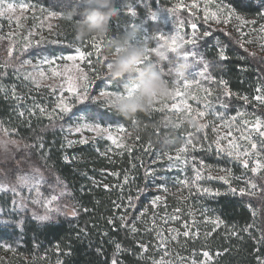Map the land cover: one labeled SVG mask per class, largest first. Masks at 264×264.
I'll use <instances>...</instances> for the list:
<instances>
[{
  "label": "trees",
  "instance_id": "1",
  "mask_svg": "<svg viewBox=\"0 0 264 264\" xmlns=\"http://www.w3.org/2000/svg\"><path fill=\"white\" fill-rule=\"evenodd\" d=\"M20 1L56 13L58 20L52 40L29 44L27 48L20 44L11 50V39L0 36V119L21 142L13 151V159L0 168L11 167L14 160L27 157L26 164L40 170L58 189L74 193V198L61 195L60 198L69 205L78 202V214L38 221L25 213L21 218L13 217L12 223L0 224V264H112L113 259H117L118 264H154L153 213L162 208V203L157 201L152 205L150 201L162 192L169 204L165 209L167 217L175 223L173 226L177 228L183 220L189 221L192 217L197 230L190 237L180 232L168 234L166 244L174 257L207 251L212 257L209 264H264V241H261L264 236V168L253 173V167H245L239 159L211 147L198 137L199 133L192 135L188 124H177L170 118V110L157 104L154 110L138 113L134 119L121 116L113 108L101 107L102 111L110 110L111 115L103 125L122 127L129 132L119 146L102 137L70 142L66 137L67 124L72 117L86 118L87 113L80 111L77 100L71 102L72 111L64 113L63 118L51 113L53 98L46 90L29 82L20 68L27 58L79 49L89 63L88 72L93 70L98 74L95 86L104 80L112 85L110 89L122 90L131 80L127 76L114 79L105 75L109 53L125 41L135 43L143 32L153 35L167 29L168 22L159 17L151 18L152 12L163 9L186 21V28L194 33L191 40L195 37L196 42H187L176 51L167 49L163 58L151 53L146 63L158 62L170 85L182 84L184 80L202 82L207 91L197 96L222 118L250 111L264 125V105L255 99L261 94L258 89H264V72L260 71L264 62L253 58L241 60L239 57L244 52L231 46L226 52L228 59L221 61L216 45L218 41H227L217 30H230L207 25L185 11H172L169 0H117L119 12L111 19L109 31L103 37L90 35L81 40L76 39L74 30L79 17L69 20L65 16L73 7V0ZM216 1L231 6L246 18L263 19L260 13H264V0ZM193 23L197 25L195 30L191 28ZM210 30L215 35L204 37L203 33ZM133 31L135 38L130 35ZM95 43L100 44L99 52ZM148 47L153 48V45ZM247 50L264 57L262 53ZM186 52L198 55L185 60ZM200 57L203 62H211L207 79L199 74L203 62L196 61ZM178 62L188 65L182 78L169 71ZM220 80L226 81L227 86L221 85ZM226 91L231 95L226 97ZM40 108L46 111L41 112ZM254 144V154L264 164V135L256 137ZM185 147L187 151H181ZM176 152H180V159L172 164L173 158L169 160V156ZM201 166L225 173L224 179L216 176L201 182L205 188L213 193L219 191L221 195L205 194L202 188H195L198 185L196 172ZM148 170L154 171L155 176L147 178L146 187ZM185 180L189 183L183 184ZM160 182L166 185L167 191L157 190L155 184ZM251 184L256 187L252 188ZM105 185L109 187L106 189ZM242 188L245 189L243 195L239 192ZM230 189L237 192L234 194ZM0 202H3L2 194ZM121 216L124 221L119 219ZM125 222L127 227L123 226ZM133 226L137 229L135 233L131 231ZM141 245L146 246L147 251ZM7 246H11L10 249Z\"/></svg>",
  "mask_w": 264,
  "mask_h": 264
},
{
  "label": "rangeland",
  "instance_id": "2",
  "mask_svg": "<svg viewBox=\"0 0 264 264\" xmlns=\"http://www.w3.org/2000/svg\"><path fill=\"white\" fill-rule=\"evenodd\" d=\"M169 1L172 11H185L194 17L197 16L196 18L202 19L207 25L220 26L230 30V32H233L232 26H240L242 31L248 34L244 37V39L254 41L253 43L246 44V48L264 54V51H262L260 48V45L264 44V33L260 32L261 26H264V18L249 19L235 12L236 15L245 18L247 21H249V23L247 25H241L240 21L233 18L231 20V26H229L223 23H217L214 18L205 21L206 14L211 17L212 13H216L220 20L225 18V10L227 7L216 0ZM24 3L25 2L20 0H0V11L4 12V15L0 17V36L11 39V50H14V48H17V45L20 44L22 47L29 44H37L42 41H50L52 40L53 33L55 32V25L58 20L56 13L47 11L41 7H37L29 3H26L29 5L27 9L21 8L20 5ZM8 4L13 5L12 11H8ZM156 12L159 13L160 10ZM159 19L169 23L167 29L153 35L144 34L143 32L142 38H138L142 40L144 35H148L151 38L148 41V46L153 45V47H155L157 40L161 35H163L166 40H161L159 42L161 44H166L167 42V49H171V38L173 36L177 38L176 42L182 46L183 44L190 41L194 35V33L186 28L187 22L183 21L179 15L174 16L170 13V11L168 12L165 10L164 12H160ZM252 21H255V23H252ZM77 50L75 49L70 53H61L54 56L27 58L25 61H31V63L23 62L21 64L20 68L24 77H26L29 82H31L40 90H46V93L53 98V108L60 102L61 96L63 97L64 102L67 103L70 108L71 102L73 100H77L75 95L67 90V78L69 76L73 78L72 82L78 89H82L87 83L86 81L78 78L79 74L77 66L88 74L89 80L92 81L91 85L89 86V94L96 97L97 101L102 102L100 95L101 90L123 93L127 87L131 86V83H129L122 90L104 88L102 85L100 87L95 86V79L97 78L98 74L93 70L88 72L86 65L89 63L85 61V56L83 59L80 58L79 52L81 51L79 50L78 52ZM68 56H75L76 59L71 61L67 60L66 58ZM43 58L53 60L54 62L51 65L44 64L42 63ZM107 58L110 59V56ZM40 71L45 73L43 78H40L37 75ZM29 74L37 75V79H39V85H37L30 78ZM174 86H179L185 95L181 97H166L164 98L163 103L157 102V106L168 108L170 110V118L173 119L174 122L182 125L188 124L190 133L192 135L194 133H199L200 136L198 137L203 138V140L209 143L211 147L225 152L226 154H228V152H232V157L239 159L243 163L244 161H247L248 166L253 168L256 167L257 161L259 160L256 154H254V148L251 146L254 144L256 137L263 136L261 133L264 132V125L260 122V127L257 128L258 118L255 115L253 116L250 111H247V113L238 114L237 116L222 118V115L216 114L212 107L205 108V103H202V100H200V98L197 96L198 93L200 94V92H202L203 94L204 91H206L204 89L205 86L203 88L202 82H199V84H190L187 89L183 88V83H175L172 85V88ZM52 89H56V92L54 93ZM185 99L191 106L192 111L190 112L185 109L184 105L181 103V100ZM172 104L180 105V110L177 111L172 109ZM102 107L112 108L103 102ZM53 108H51L50 112ZM196 110L205 111L207 114L204 117H199ZM51 113L59 114L58 112ZM84 119V117H80V119L72 117L70 122L67 124L66 137L70 142H87L96 137H102L108 139L112 144L119 146L129 134V132L124 128L123 131H120L122 127H108L107 125L102 126L109 128L110 131L100 135L83 127H81V130L77 132L76 128L81 126V123L84 122ZM199 125H205V127L199 128ZM109 135H111V137L115 140V143L113 142V139H109ZM0 139H11L16 141V145H9V152L7 155H5L3 150L0 149V166H3L5 164L4 162L8 163L7 161L13 159V151L18 149L21 142H19V140L14 137V134L11 132V130L5 127L1 119ZM217 142L219 143V148L217 147ZM232 145H235L236 147H232ZM179 153L180 152H176L173 154V159L170 161L172 164L177 163V161L180 159ZM237 153H239V155H237ZM244 153H248V155L245 156ZM177 157L179 158L177 159ZM18 162L19 161L14 160L11 167L0 168V175L6 176L8 178L6 181H4L6 187L0 188V194L3 195V202H0V224L12 223L13 217L21 218L25 213H29L32 216H34V214L44 215L47 208L49 207L55 208L68 204L66 201L60 198L62 189H58L55 185H53V183L49 181L48 178H45L42 172L37 168L28 164H21L19 167L22 169V171H14L18 165ZM33 169L38 170L39 174L42 175L43 180H40L39 176L32 175ZM196 173V182L198 185L195 186V188L197 189L205 188V185L202 186V180H207L208 178H214L216 176L217 178L225 177V173L222 170L213 171L208 166H201V169ZM22 176L27 177V180L24 183H21L19 180V178ZM12 187H17L16 194L11 191ZM162 194L160 193L158 195L161 198L159 202L162 203V208L158 209L159 211L153 213V228L156 227V241L153 242V256H155L154 260H156V262L163 260L164 264H191L193 260L196 261V264H209L212 257L210 254L208 257L203 256V252L205 251L191 252L188 255L180 254L177 255V257H174L171 248H169V246L166 244L168 234L171 232H180L183 234L185 231H188L189 236L187 237H190L191 234L197 230L195 229L196 225L194 227L192 224V217L189 221L183 220V222L180 223L177 228L173 226L174 222H172L167 217V212L165 209L168 208L169 204L166 202V199H164ZM53 195H56L58 199L49 205L47 202ZM33 199L40 200L41 202L33 203ZM21 203L25 205L23 208L21 207ZM71 210V207L66 209L68 213H70ZM61 211L63 212L65 209L61 208ZM53 216H61V214L53 212ZM202 221L206 222L205 220ZM177 229L179 230L177 231Z\"/></svg>",
  "mask_w": 264,
  "mask_h": 264
},
{
  "label": "snow or ice",
  "instance_id": "3",
  "mask_svg": "<svg viewBox=\"0 0 264 264\" xmlns=\"http://www.w3.org/2000/svg\"><path fill=\"white\" fill-rule=\"evenodd\" d=\"M20 7L24 8V9H27L29 7V5L24 3V4H21ZM7 9H8V11H12L13 10V5L12 4H8ZM164 11L165 10H163V9L160 10V12H164ZM225 11H226V15H225V18L223 20H220L219 16L216 13H212L211 17H209L206 14L205 21H207L208 19L214 18L217 23H223L225 25L231 26V20L233 18H235L236 20L240 21L241 25H247L249 23V21H247L245 18H243V17H241L239 15H236L235 10L231 6H228ZM160 12L159 13L158 12H152L151 13V18L153 20L158 19ZM222 14H224V13H222ZM3 15H4V12L0 11V17H2ZM52 15H54V14H52ZM132 15L134 16L135 12H133ZM260 15H261L262 18H264V13H260ZM252 23H255V21H252ZM133 27L135 28L136 26L133 25ZM196 27H197V25L195 23H193L192 24V28L195 30ZM232 27H233V32L235 33V35L233 34V32H227V31H223V30H219V29L217 30L224 37V39L227 41V43L218 41V43L216 45L219 59L221 61H224V60L228 59V57L226 55V52L228 51L229 46H231L233 48L242 50L244 52V55L239 57V59H241V60H244L246 58H253V59H256V60H258L260 62H264V57H258L255 53L248 52V50L246 48V44L254 42L252 40L244 39V37L247 36L248 34L244 33L240 26H232ZM260 32L264 33V26H261ZM130 35L133 36L134 38L136 37V33L134 31L131 32ZM214 35H215V33L213 31H211V30L210 31H205L203 33L204 37H211V36H214ZM93 39L95 40V37ZM149 39H151V38L148 35H144L142 40L141 39H136L135 40V43L142 44V45L145 46V56H144L143 60L140 62V64L138 65V69L144 63L149 62V56H150L151 53H160V52H162L164 50L167 51V42H166V44H161L159 42L161 40H166V38L163 35H161L159 37V39L157 40L156 46L153 47V48H149L148 47ZM176 41H177V38L175 36H173L171 38V50L172 51H176L177 49L180 48V44H178ZM188 42L192 43V44H195V42H196L195 37L193 38V40L188 41ZM94 47L96 48L97 52L100 51V44L99 43H95ZM25 48H27V45H25ZM260 48H261L262 51H264V44H261ZM77 51L79 52V50H77ZM117 51H120V49L117 48ZM11 55H12V53H11V51H9V57H11ZM197 55L198 54L194 53V52H186L184 54V59L187 60L189 57L195 58ZM79 56H80L81 59H83L84 53L83 52H79ZM66 59L71 61V60H75L76 57L75 56H68ZM53 62H54L53 60H49L47 58H43L42 59V63L47 64V65H51ZM196 62L198 64L203 62V58L200 57V59L197 60ZM24 63H31V61H24ZM107 67L110 68L111 64L107 63ZM210 67H211V62H203V68H202V70H201V72L199 74L204 76L206 79L209 78L207 74H208V72L210 70ZM77 70H78V74H79L78 78L83 80V81H86L87 83L83 86L82 89H78L75 86V84H73V82H72L73 78L71 76H69L67 78L68 79V89L67 90L75 95V97L77 98V101L81 105L80 111L86 112L87 113V117L84 119V122L81 123V126L76 128V131L79 132L81 130V127H83V128L88 129L90 131L96 132L98 135H100L102 133H108L110 131V129L106 128V127H103L102 125H103L104 121L111 119L110 110H108V111H102L101 110L102 102L97 101L96 97H94V96L89 94V86L91 85L92 81L89 80L88 74L86 72H84L83 69H80L78 66H77ZM169 71L173 72V69H170ZM260 71L264 72V68H261ZM29 75H30V78L37 85H39V79H37V75L40 78H43L45 76V73L43 71H40L37 75H32V74H29ZM177 77L178 78H182L183 76L177 75ZM193 83L199 84V81L184 80L183 88L187 89L189 87V85L193 84ZM219 83L221 85H224L225 87L227 86V82L224 81V80H220ZM101 85H103L104 88H111L112 87V85L107 84L104 80H100L98 85H97V87H100ZM116 87H119V85L117 84ZM52 91L55 93L56 89H52ZM135 91H136V85L131 83V86L127 87L123 93H126L127 95H133V94H135ZM258 91L261 92V94L256 96L255 99L258 102H260L262 105H264V89H258ZM117 93H120V92H111V91H105V90H101L100 91V95L101 96H105V95L113 96V95H115ZM183 95H185V93L181 91V88L179 86H174L172 88L170 96H172V97H181ZM224 95L227 97V96L231 95V93L226 91V92H224ZM157 102L163 103L164 102V98L154 99L151 111L154 110L153 106ZM181 103L184 105V108L187 109L189 112L192 111L191 106L187 103L186 99L185 100H181ZM204 107L205 108H210L211 105L210 104H205ZM171 108L179 111L180 110V105L172 104ZM39 110L41 112H45L46 111V109H44V108H40ZM161 110H163V109H161ZM71 111H72V109L69 107V105L67 103L64 102L62 96L60 97V102L52 109V112H58L60 114V118H63V114L64 113H70ZM196 111H197V115L199 117H204L207 114L205 111H200V110H196ZM21 115H22V113H21ZM50 119H51V117H50ZM78 122H79V120H78ZM133 123L135 124V121H133ZM202 127H205V125H199V128H202ZM259 127H260V120L258 119L257 120V128H259ZM199 128H198V130H199ZM123 130H124L123 128L120 129V131H123ZM261 134L264 135V132H262ZM189 135H191V134H189ZM109 139H113L111 137V135H109ZM113 142L115 143L114 139H113ZM188 143H191V140H189ZM9 145H16V141L15 140H11V139H0V149L3 150V153L5 155H7L8 152H9ZM24 147L28 148L30 146L29 145H24ZM217 147L219 148V143L218 142H217ZM232 147H236V146L232 145ZM251 147L252 148H256V145L253 144ZM181 151H187V147H185ZM232 154H233L232 152H228L229 156H231ZM237 155H239V153H237ZM244 155L247 156L248 153H244ZM178 158L179 157H177V159ZM65 159H67V158H65ZM171 159H172V157L169 156V160H171ZM27 162H28V158L25 157L23 160L18 162V165H17V167H16V169L14 171H22V169L19 167V165L26 164ZM244 166L245 167L248 166V162L247 161H244ZM261 168H264V164H261L259 161H257L256 167L252 168L251 171L253 173H256ZM32 175L33 176H39V179L43 180L42 175L39 174L37 169H33ZM154 176H155L154 171H152V170L146 171V173H145V178H146V185L145 186L146 187H148V183H149L147 178L148 177H154ZM198 178H199V175H198ZM7 179L8 178L6 176L0 175V188H5L6 187V185L4 184V181H6ZM220 179H224V178L220 177ZM19 180H20L21 183H24L27 180V177L26 176H22V177L19 178ZM125 180L127 181V177H125ZM57 183H59V181H57ZM182 183L183 184H188L189 181L185 180V181H182ZM226 183H227V181H226ZM155 186H156L157 190L164 189L165 191H167L166 185L163 182L156 183ZM250 186L252 188L256 187L255 184H251ZM108 187H109L108 185H105L106 189ZM11 191L14 194H16L17 193V187H12ZM138 191H143V190L142 189H138ZM201 191H203L205 194L221 195V193L219 191H216V192L213 193L208 188H203V189H201ZM230 191L232 193H234V194L237 192L236 189H230ZM239 192H240L241 195H243L245 193V189L242 188V189L239 190ZM249 194L251 195V194H254V193H249ZM60 195L74 198V193H72V192H61ZM21 199H23V198H21ZM57 199H58V197L56 195H53L51 197V199L47 203L50 205L53 201H56ZM160 199L161 198L159 196H155L150 201V204L155 205L157 203V201H159ZM40 202H41L40 200L33 199V203H40ZM24 206L25 205L23 203H21V207L23 208ZM131 206H132V199L129 198V207H131ZM69 207H71V209H72L70 213H68L66 211V209L69 208ZM61 208H64L65 211L62 212ZM84 211H87V209H84ZM53 212L60 213L61 215H69L70 214L72 217H76L77 214H78V202H76L75 204H71V205L65 204V205H62V206L55 207V208L49 207V208H47V210H46L44 215H35L34 214V219H36L38 221H50V220L54 219ZM143 214L144 213H142L141 215H143ZM175 218L176 217H173V219H175ZM119 219L122 220V221L125 220L124 216H121ZM109 223L111 224V223H113V221L109 220ZM217 224H219V221H217ZM123 226L127 227L128 226L127 222H125V224ZM245 230H247V229H245ZM131 231L133 233H135L137 231V229L133 226L131 228ZM183 235L185 237H187V236H189V232L185 231L183 233ZM173 239H174V237H173ZM261 241H264V236L261 237ZM7 247L10 249L11 246H7ZM141 247L143 248L144 251H147L146 246L141 245ZM116 248L119 250L120 249V245L117 244ZM203 256L208 257L209 253L207 251H205V252H203ZM112 264H118V260L117 259H113L112 260ZM154 264H156V262H154ZM158 264H164V261L161 260V261L158 262ZM191 264H196V261L193 260L191 262Z\"/></svg>",
  "mask_w": 264,
  "mask_h": 264
},
{
  "label": "clouds",
  "instance_id": "4",
  "mask_svg": "<svg viewBox=\"0 0 264 264\" xmlns=\"http://www.w3.org/2000/svg\"><path fill=\"white\" fill-rule=\"evenodd\" d=\"M116 5L117 0H73V7L65 16L69 20L79 17L74 23L76 39L81 40L90 35L103 37L109 31L111 19L119 12ZM117 48L120 51H117ZM158 55L166 57V50ZM109 56L111 67H107L105 75L114 79L127 76L131 83L136 85L133 95L117 93L113 96H101L102 102L112 107L118 114L134 119L138 113H149L154 99L170 97L172 85L165 79V73L160 70L158 62L144 63L138 69L145 56L144 45L125 41L118 44ZM187 68V63L178 62L173 72L183 76Z\"/></svg>",
  "mask_w": 264,
  "mask_h": 264
}]
</instances>
